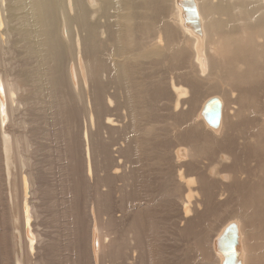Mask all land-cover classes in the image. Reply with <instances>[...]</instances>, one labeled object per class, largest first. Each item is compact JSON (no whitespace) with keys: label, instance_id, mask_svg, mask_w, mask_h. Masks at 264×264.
<instances>
[{"label":"bare ground","instance_id":"1","mask_svg":"<svg viewBox=\"0 0 264 264\" xmlns=\"http://www.w3.org/2000/svg\"><path fill=\"white\" fill-rule=\"evenodd\" d=\"M0 264H264V0H0Z\"/></svg>","mask_w":264,"mask_h":264},{"label":"rangeland","instance_id":"2","mask_svg":"<svg viewBox=\"0 0 264 264\" xmlns=\"http://www.w3.org/2000/svg\"><path fill=\"white\" fill-rule=\"evenodd\" d=\"M175 126L176 125H169V130L171 133H172V131L176 130ZM177 127H179V126H177ZM180 128H183V127H180ZM87 193H88V191H87ZM80 195L81 196L83 195L82 202L84 204L83 208H84V212L86 215V212L88 211V204H89L90 198L87 197V199H86V196H87L86 192L82 193ZM62 201H63V198H62V194H61L58 198L59 206H58V214L56 216V220L53 222V221H50V219H48V223H47L48 228L47 229H49L52 232L54 231L55 234L58 233L59 238L57 241H59V239H60V242L64 243L68 238V231L66 229V223H64V220H63V217L61 214V210L63 207Z\"/></svg>","mask_w":264,"mask_h":264}]
</instances>
